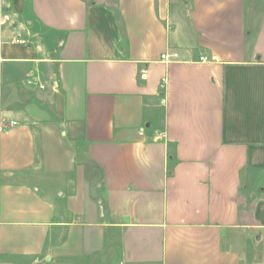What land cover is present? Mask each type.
<instances>
[{
  "label": "crops",
  "instance_id": "obj_1",
  "mask_svg": "<svg viewBox=\"0 0 264 264\" xmlns=\"http://www.w3.org/2000/svg\"><path fill=\"white\" fill-rule=\"evenodd\" d=\"M9 6L0 264H264V193L242 199L264 170V0ZM235 230L257 260L227 247Z\"/></svg>",
  "mask_w": 264,
  "mask_h": 264
},
{
  "label": "rangeland",
  "instance_id": "obj_2",
  "mask_svg": "<svg viewBox=\"0 0 264 264\" xmlns=\"http://www.w3.org/2000/svg\"><path fill=\"white\" fill-rule=\"evenodd\" d=\"M92 3L95 2H104V0H89ZM106 1V0H105ZM109 4H112L113 6L116 4V0H107ZM6 14H11V9L9 6V0H0V43L2 40L4 41H9L12 40L9 38V33H5L6 30L8 31H13V23H8V24H2L3 17ZM15 22V19H14ZM21 23L23 25V28L26 34V37L24 40H28L30 42L34 43H40L44 44L46 46L48 45H55V42L58 40L57 34L53 33L52 31H49L42 26H40L38 23L33 24L32 30L28 32V25L26 23V19L21 20ZM3 35V36H2ZM0 117H2V111L0 108ZM156 117L158 120L162 119V115L159 113L156 114ZM256 174L253 172H248L245 176V184L243 186L242 190V199L243 201L248 198H254L257 197L258 190H260V184H256L254 179ZM246 206V204H245ZM245 208V207H244ZM226 245L230 249L239 251V252H245L247 259L252 261V260H257L259 258V252L257 251V247L253 241H249L246 239V234L243 230H235L231 232L230 235L227 236L226 238Z\"/></svg>",
  "mask_w": 264,
  "mask_h": 264
},
{
  "label": "built area",
  "instance_id": "obj_3",
  "mask_svg": "<svg viewBox=\"0 0 264 264\" xmlns=\"http://www.w3.org/2000/svg\"><path fill=\"white\" fill-rule=\"evenodd\" d=\"M8 23H11V24L14 23V17L11 14H6L3 17L2 24H8ZM178 57L179 55L177 53H170V51L167 50V52L161 56V61L166 64H169L171 62L176 61ZM206 60H207L206 57L201 58L202 62H205ZM168 83H169L168 77L164 76L160 83V90L162 91V90L167 89Z\"/></svg>",
  "mask_w": 264,
  "mask_h": 264
},
{
  "label": "trees",
  "instance_id": "obj_4",
  "mask_svg": "<svg viewBox=\"0 0 264 264\" xmlns=\"http://www.w3.org/2000/svg\"><path fill=\"white\" fill-rule=\"evenodd\" d=\"M175 164H176V159H175V156H173V158L171 159V170L169 171L170 173H172V168ZM249 172L259 174V173H264V170H262V169H249ZM261 180H263V182L259 183L260 184V190H261V191L258 190L257 195H259V196H261L264 193V174H263V177H261L258 181L260 182ZM254 181H256V180L254 179ZM252 203H253L252 198H248L246 200L247 207H249Z\"/></svg>",
  "mask_w": 264,
  "mask_h": 264
}]
</instances>
